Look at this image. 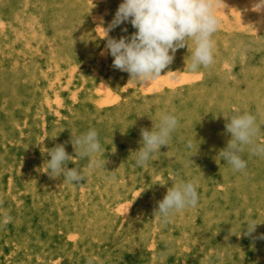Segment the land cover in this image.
I'll use <instances>...</instances> for the list:
<instances>
[{
    "label": "rangeland",
    "instance_id": "1",
    "mask_svg": "<svg viewBox=\"0 0 264 264\" xmlns=\"http://www.w3.org/2000/svg\"><path fill=\"white\" fill-rule=\"evenodd\" d=\"M120 2L0 0L2 40L9 36L12 26L17 31L14 42L3 41L0 51V150L6 165L15 167L19 161L33 177L44 176L48 202H52L55 183L53 178H45L43 167L50 157L31 162V154L25 151L48 136V148L64 144L75 156L72 135L90 127L98 130L104 149L99 158L106 161L105 169H95L79 185L64 183L70 200L78 197L87 201L93 212H84L88 218L86 232L75 213L60 207L59 229L54 230V241L49 244L48 264H76L90 258L94 264H145L143 258L128 255L126 234L131 233L132 242L138 246L152 249V241L138 234L137 225L165 222L154 214L158 201L175 179L191 177H199L197 206L174 214L166 222L184 216L198 225L203 213L207 224L221 219L210 241L223 250L225 264H242L264 241L259 238L264 234V223L249 235L243 228L251 220L264 222V158H253L246 150L247 167L243 171L234 172L230 165L223 171L211 170V166L220 161L217 154L227 142L226 117L236 109H247L258 121L264 119V23L260 22L264 11H252L253 0H224L225 12L218 13L221 22L213 37L214 63L197 72L189 71V41V48L177 49L172 63L162 70L165 75L156 80L160 84L152 82L143 87L113 66L114 58L105 47L101 27H106ZM11 15L18 18V24L8 18ZM125 26L129 36L136 31L130 22H123L117 26L118 34L112 29L108 35L118 39ZM21 55L25 56L19 66ZM81 86L83 94L78 93ZM2 89L9 91L7 97ZM163 110L173 111L180 125L169 146H161L147 164L137 166L131 152L141 146V129H151ZM38 118L42 121L35 124ZM263 131L261 125L260 141H264ZM189 140L191 148L187 146ZM163 154L171 162L159 163ZM197 161L202 162L203 175L191 170ZM75 165L84 170L87 160L74 158L68 167ZM1 168L0 185L6 191L13 173ZM227 176H235L232 191L223 182ZM60 180L63 182L62 175ZM25 199L30 202L29 219L39 221V204L32 202L29 193ZM12 215L0 205V219L4 216L7 221ZM88 236H96L98 243L94 246ZM20 247L19 264L28 258L24 246ZM162 248L166 250L165 244ZM7 249L0 243V264H13ZM110 249L121 254L119 263L107 256ZM174 264H179L178 260Z\"/></svg>",
    "mask_w": 264,
    "mask_h": 264
},
{
    "label": "clouds",
    "instance_id": "2",
    "mask_svg": "<svg viewBox=\"0 0 264 264\" xmlns=\"http://www.w3.org/2000/svg\"><path fill=\"white\" fill-rule=\"evenodd\" d=\"M225 7L224 0H121L111 22L107 27H101L103 38H106L107 53L114 58L115 68L129 74V80L137 86L147 87L165 75L161 72L172 63L177 49L185 46L188 49L191 41L188 69L197 72L214 63L213 37L221 22L218 13L225 12ZM251 10L258 13L264 11V0H253ZM123 22H130L136 31L118 39L108 35ZM260 22L264 23V20ZM251 25L257 31L255 24ZM122 32H127V28H123ZM226 118L225 128L231 137L217 156L234 172L243 171L247 167L243 155L246 150L251 155L264 158V141L258 140L264 119L258 121L257 115L247 109H236ZM179 125V117L173 111H160L151 129H141V146L131 152L136 165L144 166L155 153L160 152L161 146H169ZM71 143L75 156L66 151L64 144L43 147V153L50 157L43 163L50 177L62 175L63 183L79 185L82 179L86 178L87 181L95 169H105L106 161L99 158L104 149L95 127L72 135ZM187 146L192 147L191 140ZM77 157L87 160L84 170L76 165L68 167L69 162H74ZM198 202L199 177L178 178L167 189L163 199L158 201L154 214L166 222L174 214L196 207ZM261 223L264 222L248 221L243 227L246 229L244 234L253 233ZM259 238L264 239V234H260ZM87 264H94L93 259L90 258Z\"/></svg>",
    "mask_w": 264,
    "mask_h": 264
},
{
    "label": "bare ground",
    "instance_id": "3",
    "mask_svg": "<svg viewBox=\"0 0 264 264\" xmlns=\"http://www.w3.org/2000/svg\"><path fill=\"white\" fill-rule=\"evenodd\" d=\"M8 18L15 24H18V18L15 17V15H11ZM112 19L113 17L106 22V27ZM124 28L127 27L125 26ZM114 29L118 34L117 27ZM128 30L127 28V31ZM16 32L17 31L12 26L9 36L5 40H2L0 35V51L3 50V41L8 40V43L14 42ZM121 33L122 35L129 36L127 32ZM20 54H22V51ZM24 56L25 55L20 56L19 66H21ZM153 83L156 85L160 84L156 80L153 81ZM104 89L107 90L108 88L104 87ZM2 91L7 97L9 91L6 89H2ZM83 92L84 88L82 89L81 86L78 89V93L83 94ZM250 98L251 96L249 95L247 100H250ZM242 100H245V97H242ZM27 103H29V100ZM78 104L80 103L78 102ZM41 121L42 119L38 118L35 124L41 123ZM262 134L264 135V131ZM229 137H231L230 133L227 134L225 140L228 141ZM49 143L48 136H46L41 142H35L32 148L25 151L31 154V162H38L47 156L46 153H43L45 150L43 147L48 148ZM163 155L160 156L159 163L166 162L168 164L171 162L169 156L166 154ZM252 156L249 155L248 158H252ZM3 157L4 152L0 150V172L3 170L1 167H6V169L12 171L13 174L8 190H2V186L0 185V205L11 210L13 215L7 221L4 216L0 219V243H5L6 247H8L7 253L10 255V260L13 261V264H19L16 258L20 255V245L24 246L23 252L28 257L27 259H21L20 264H48V258L51 252L49 244L54 241V230L59 229L60 207L64 206L66 212L75 213L81 223L80 227L84 228L86 232L87 227L85 222H88V218L84 215V212L86 210L93 212V208L87 205V201L81 200L78 197H73L70 200L65 190V184L60 180V177L53 178L55 183L54 192L52 193L53 199L52 202H48L49 195L46 191L44 176L33 177L30 169L26 171L19 161H17L15 167L7 166L6 164L8 163L3 160ZM46 159H48V157H46ZM132 165L131 163L129 166L131 167ZM225 165L228 164L220 160L211 166V170L223 171ZM191 170L198 176L204 174L201 161L195 162ZM49 177L48 173H46L45 178ZM234 177L231 178L227 176L223 179V182L228 185L230 191H232L231 187L234 183ZM106 178L109 179L110 177ZM102 189H106V186L103 187L102 185ZM26 193L31 194L32 202L38 203L42 210H39L37 214V216L40 217L39 221L29 219L30 202L26 199L23 200ZM98 199L101 201V193L98 195ZM101 209L103 210V208ZM190 221L191 218L180 216L168 222L154 221L149 224L139 223L136 227L137 232L140 236L144 234L147 239L152 241V249L148 250L145 247L138 246L132 242L131 239H133V237L131 233H127L124 243L127 245L129 251L128 255L133 259L143 258L145 264H174L175 260H178L179 264H225L223 250L218 243L210 241V237L214 235L216 230L220 227L221 219L219 221L217 219L210 220V223L207 224L206 214L203 213L200 216V223L198 225H192ZM98 229L99 226L96 228V231ZM79 237L81 238V235H79ZM89 239L94 246L98 243L96 236L93 238L89 237ZM110 239L112 241L114 240L113 233H111ZM83 241L85 244L89 243L86 239H83ZM163 244H165L166 250L162 248ZM108 251L110 253H108L107 256L111 260L113 259V261L119 263L121 254H116L112 252L111 249ZM42 259L44 261H40ZM82 263L87 264V261H79L76 264ZM242 264H264V241L254 249L253 256L249 260L242 262Z\"/></svg>",
    "mask_w": 264,
    "mask_h": 264
}]
</instances>
